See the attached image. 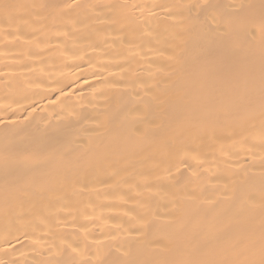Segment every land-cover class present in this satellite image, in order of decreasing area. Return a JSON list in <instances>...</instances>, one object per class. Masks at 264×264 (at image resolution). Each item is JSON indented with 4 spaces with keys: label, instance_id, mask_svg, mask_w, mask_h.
Masks as SVG:
<instances>
[{
    "label": "bare ground",
    "instance_id": "6f19581e",
    "mask_svg": "<svg viewBox=\"0 0 264 264\" xmlns=\"http://www.w3.org/2000/svg\"><path fill=\"white\" fill-rule=\"evenodd\" d=\"M0 264H264V0H0Z\"/></svg>",
    "mask_w": 264,
    "mask_h": 264
}]
</instances>
